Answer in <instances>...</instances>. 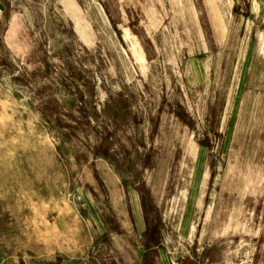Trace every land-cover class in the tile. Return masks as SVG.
Wrapping results in <instances>:
<instances>
[{"label":"rangeland","instance_id":"1","mask_svg":"<svg viewBox=\"0 0 264 264\" xmlns=\"http://www.w3.org/2000/svg\"><path fill=\"white\" fill-rule=\"evenodd\" d=\"M218 1L220 27L185 3L150 21L135 0H0V264H264V0L233 7V33ZM236 130L247 235L183 243L176 138L209 142L212 170Z\"/></svg>","mask_w":264,"mask_h":264},{"label":"crops","instance_id":"2","mask_svg":"<svg viewBox=\"0 0 264 264\" xmlns=\"http://www.w3.org/2000/svg\"><path fill=\"white\" fill-rule=\"evenodd\" d=\"M71 0H65V2ZM137 3H144V12L147 14V19L150 21L158 20L153 14L156 9L154 5L169 3H185L188 10L191 9L198 16V8L202 15L206 18L208 24L213 27H220L218 20L213 14L211 5L219 6L218 0H135ZM228 1V0H227ZM240 0H229L226 4V13L223 22L228 24L231 32H236V19L229 16L233 13V7ZM208 5V6H207ZM229 11V12H228ZM240 130H236L233 138L230 141L229 151L227 152V162L213 169L208 170V165L212 160L211 147L209 142H201L200 138H191L183 134V138L177 139L172 151L169 155L168 176L165 183H173L169 189V195L165 201V229L168 225L173 228L172 222L176 225V233L179 241L192 244L197 243V246H212L220 248L225 246L229 241L247 235V189L242 177L237 171L238 147L241 138ZM186 132V130H183ZM211 142V141H210ZM192 148L193 160L191 169L186 178L185 191L181 188L182 177L184 174V165L188 156V150ZM177 156V157H176ZM175 159H178L177 171L169 174L172 166L176 164ZM234 163V165H233ZM208 170V175L205 179V172ZM216 172V173H214ZM181 185V186H180ZM180 186V187H179ZM156 183L153 187V193L156 192ZM115 190V189H114ZM114 192V191H113ZM116 194V192H115ZM175 206V207H174ZM177 208V210H176ZM177 213L175 217L173 213ZM165 236L167 232L162 230ZM152 256L154 264H169L167 258L163 254H148ZM189 264H192L191 262Z\"/></svg>","mask_w":264,"mask_h":264}]
</instances>
